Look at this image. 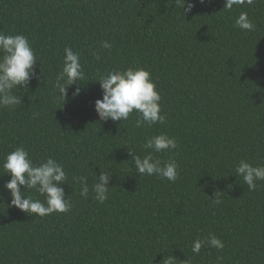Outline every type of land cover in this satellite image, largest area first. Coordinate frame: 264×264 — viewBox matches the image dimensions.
Segmentation results:
<instances>
[{"label": "trees", "instance_id": "obj_1", "mask_svg": "<svg viewBox=\"0 0 264 264\" xmlns=\"http://www.w3.org/2000/svg\"><path fill=\"white\" fill-rule=\"evenodd\" d=\"M187 3L184 15L175 0H0V32L28 39L39 77L16 93L21 105L0 108V264H264V180L250 191L235 172L241 160L264 165V0ZM241 12L254 30L234 26ZM65 47L79 53L84 79L64 104L53 84ZM130 67L151 74L163 125L137 128L135 110L99 120V74ZM160 134L177 147L152 155L178 164L175 182L139 175L128 154L148 155L146 139ZM17 147L34 164L63 166L69 212L9 206L2 163ZM101 170L113 173L102 204L92 191ZM24 195L44 201L35 189ZM209 233L223 249L193 253Z\"/></svg>", "mask_w": 264, "mask_h": 264}, {"label": "clouds", "instance_id": "obj_2", "mask_svg": "<svg viewBox=\"0 0 264 264\" xmlns=\"http://www.w3.org/2000/svg\"><path fill=\"white\" fill-rule=\"evenodd\" d=\"M204 0H200L203 3ZM251 2V0H249ZM237 0H226L225 7L231 9ZM175 5L182 8L184 15L191 12L194 4L187 3V0H175ZM235 27L241 30H254L255 25L248 18L246 12H241L235 21ZM102 47L111 48L108 42H102ZM99 59V56H96ZM36 56L28 39L24 35H6L0 32V108L14 109L22 104V96L18 91L27 90L29 81L33 78L39 79L35 70ZM84 79L80 55L70 47L64 48L63 68L56 74L53 84L58 93L56 99L66 103L68 89L78 80ZM96 82L99 83L102 99L95 101L94 110L101 121L111 120L125 121L135 110L139 113L135 126L141 128L145 125L152 126L156 123L163 125L166 116L161 115L159 101L161 99L156 85L151 80V74L143 68H128L126 71H109L106 74H99ZM80 94L78 87L73 92V98ZM177 142L166 134L152 136L146 139L144 148L151 150L148 155L141 158L132 150H128L132 157L136 171L139 175L158 176L175 182L177 179L178 164L174 160L162 162L154 158L152 153H161L176 149ZM3 175L10 179L4 188L10 193L11 204L22 212L29 215L45 217L52 213H66L71 210V204L65 198V192L61 185L65 184L67 174L63 166L54 158L49 157L39 164H34L29 158V153L23 147H17L8 153L2 163ZM237 176L243 178L248 189L255 190L256 181L264 180V165L252 166L241 160L235 168ZM113 173L101 170L99 177L92 187L94 199L104 203L108 199L109 183ZM80 184V196L87 198L89 187L87 177L78 178ZM25 190L35 189L44 196V201L26 197ZM213 204L222 203L217 195L212 200ZM205 245L222 250L224 243L215 234L209 233L205 238H197L193 241L192 251L199 254ZM174 259V258H173ZM171 264V261L168 262Z\"/></svg>", "mask_w": 264, "mask_h": 264}]
</instances>
